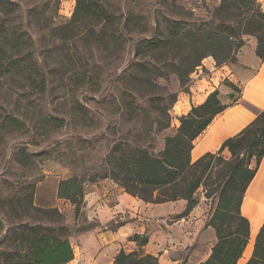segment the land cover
Segmentation results:
<instances>
[{
    "label": "rangeland",
    "instance_id": "374dc122",
    "mask_svg": "<svg viewBox=\"0 0 264 264\" xmlns=\"http://www.w3.org/2000/svg\"><path fill=\"white\" fill-rule=\"evenodd\" d=\"M9 1L18 8L9 20L25 44L21 72L13 70L0 78V125L6 116L22 125L21 129L0 126V219L4 226L0 229V254L12 251L13 245L25 253L20 239L25 226H64L75 253L69 264H114L121 250L154 255L161 264L206 261L214 247L206 229L216 204L205 197L203 189L195 195L199 202L196 209L200 210L196 218L206 219V229L201 231L199 242L187 244L182 236L187 228L178 223L183 219L180 215L152 221L145 213V205L150 203L137 198L139 204L133 211L127 207L115 212L117 198H109V194L118 189L115 184L119 185L102 177L110 173L107 162L115 145L141 147L155 155L164 149L166 138L180 126L176 120L184 116L179 115L183 104L178 102L197 80L211 76L209 64L215 63L228 73L227 67L239 66L230 62L218 66L209 56L181 83L169 66L170 58L156 60L135 54L139 39L167 35L172 22L186 29L216 27L215 12L221 0H104L119 24L118 40L102 36L101 27L70 26L76 0ZM130 15L147 18L146 32L125 26ZM252 39L245 36L244 46L249 47ZM77 77L83 85L76 84ZM221 79V84L239 98L241 93L231 87V81ZM155 98L160 99L162 109L169 108L168 128L160 129L159 123L168 119L152 109ZM54 119L63 120L65 125L56 127ZM74 176L84 181L85 189L78 213L74 205L56 194L60 181ZM32 192V205L21 202ZM7 199L15 201L3 205ZM243 211L251 217L255 233L264 220L263 211L257 209L255 215L251 202ZM148 227L159 231L157 246L140 248L131 238L135 234L147 236L144 231Z\"/></svg>",
    "mask_w": 264,
    "mask_h": 264
},
{
    "label": "trees",
    "instance_id": "16d2710c",
    "mask_svg": "<svg viewBox=\"0 0 264 264\" xmlns=\"http://www.w3.org/2000/svg\"><path fill=\"white\" fill-rule=\"evenodd\" d=\"M17 9V5L9 0H0V78L13 70L21 72L24 62L23 35L9 20ZM215 17L218 25L211 29H186L181 23L172 22L167 35L139 39L135 54L156 60L160 56H164L165 61L170 58L169 66L181 83H185L186 78L209 56L217 61L218 66L227 62L237 63L245 36L255 38L256 56L264 61V10L258 0H221ZM126 21L125 26L138 33L146 32L148 28L144 15H130ZM116 23L104 0H76L69 25L92 29L101 27L102 36L110 35L112 40H118L115 35L119 32V24ZM76 84L83 85V80L77 77ZM231 87L241 93L232 83ZM234 97L231 95V100ZM159 101L158 98L153 99L151 107L168 119L165 124L159 123L160 129H165L171 122L169 108L162 109ZM227 108L222 104L218 91L211 93L203 104L193 106L188 115L180 117L176 133L166 138L164 149L158 155L141 147L124 149L115 145L107 162L110 173L102 177L114 180L126 193L145 203L186 201V209L179 216L182 218L199 204L195 195L203 189L205 197L216 204L207 226L215 230L217 242L209 258L200 264H238L251 237V223L243 215L242 206L264 159V110L239 134L227 139L217 153H207L195 162L192 160L196 140ZM53 122L58 128L65 125L63 120L54 119ZM1 123L0 126L22 128L16 119L9 116L3 117ZM226 150L230 153L229 158L223 155ZM57 195L74 205L78 213L85 197L84 181L77 176L60 181ZM33 198L32 192L21 198V202L25 200L32 205ZM12 200L2 203H14ZM51 212L62 216L57 209ZM3 227L0 219V229ZM66 234L64 226L57 229L25 226L20 237L25 244V253L19 251L20 246L13 245L12 251L0 254L2 263L69 264L75 253ZM131 241L142 248L149 239L146 235L135 234ZM114 264L161 263L159 257L151 254L121 250ZM246 264H264V224L257 234L253 255Z\"/></svg>",
    "mask_w": 264,
    "mask_h": 264
},
{
    "label": "crops",
    "instance_id": "0c3cea01",
    "mask_svg": "<svg viewBox=\"0 0 264 264\" xmlns=\"http://www.w3.org/2000/svg\"><path fill=\"white\" fill-rule=\"evenodd\" d=\"M258 1L261 2L264 8V0ZM256 48L257 42L252 39L249 42V47L244 46L238 55L237 65L239 66L227 67L229 73L223 71L224 68L219 69V67H216L215 63L214 65L209 64L210 67L208 68L212 72L211 76L197 80L191 86L190 93L184 94L182 101L178 102L183 104L182 113L179 115H186L191 111L193 106L203 104L211 93L218 91L222 104L228 106L227 110L217 116L207 130L196 140L195 147L192 151L193 162L207 153H217L227 139L239 134L255 120L260 111L264 110V61L256 56ZM226 77L232 84L241 89L239 98L235 96L234 99L231 100V95H234L233 90L221 84V78ZM234 100H236V102H234ZM176 121L180 123L179 119ZM177 127H179V124ZM223 155L226 158L230 157V153L227 150L224 151ZM106 185L107 184L104 183L103 186ZM117 187V190L114 189L112 194H109V198H117L115 212L121 213L127 210V207H130V210L133 211L134 207L136 208L139 204L136 198L122 191L123 189L115 184V188ZM108 192L109 191L105 193V197L108 195ZM57 193L58 190L56 189V194ZM250 202L253 203L255 215H257V209L264 213V159L257 175L245 194L242 206L243 215L246 216L252 224L251 217L245 215L243 211L244 206ZM186 206L187 202L184 200L164 204L150 203L145 205V213L147 217L154 221L155 219L163 217L180 215L185 211ZM199 213V208H194L187 217H184L178 222L180 224L179 226L182 228L185 226L184 228H187L186 235H182L185 238L184 243L195 244L199 242L198 237L201 231L206 229V219L196 218ZM263 224L264 220L259 223L255 233L251 231V240L243 254V257L247 256L246 259L250 260L253 255L256 237ZM129 228L130 225L126 226L125 231L129 232ZM190 229L192 232H190ZM206 230H208L209 234L213 237V245H215L217 242L215 230L211 227H208ZM144 232L147 233L149 239L148 245H153V247L157 246L156 243L159 240V231L154 232L148 227ZM163 233L165 232L163 231ZM243 257L238 264L243 260ZM246 259L243 264H245ZM190 263L191 262L188 264Z\"/></svg>",
    "mask_w": 264,
    "mask_h": 264
}]
</instances>
